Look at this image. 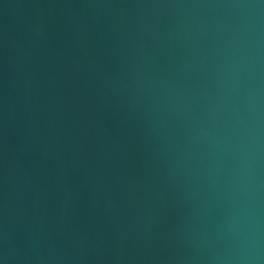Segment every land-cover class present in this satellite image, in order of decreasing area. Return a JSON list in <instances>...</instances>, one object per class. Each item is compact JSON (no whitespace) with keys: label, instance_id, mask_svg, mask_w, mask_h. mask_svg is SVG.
<instances>
[{"label":"water","instance_id":"1","mask_svg":"<svg viewBox=\"0 0 264 264\" xmlns=\"http://www.w3.org/2000/svg\"><path fill=\"white\" fill-rule=\"evenodd\" d=\"M0 264H264V0H0Z\"/></svg>","mask_w":264,"mask_h":264}]
</instances>
